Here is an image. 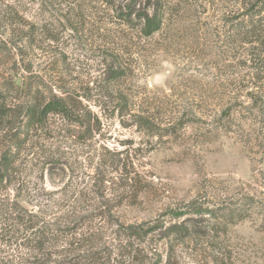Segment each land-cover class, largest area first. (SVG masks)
Returning <instances> with one entry per match:
<instances>
[{
	"label": "rangeland",
	"instance_id": "1",
	"mask_svg": "<svg viewBox=\"0 0 264 264\" xmlns=\"http://www.w3.org/2000/svg\"><path fill=\"white\" fill-rule=\"evenodd\" d=\"M127 1L0 0V264H264V0Z\"/></svg>",
	"mask_w": 264,
	"mask_h": 264
},
{
	"label": "trees",
	"instance_id": "2",
	"mask_svg": "<svg viewBox=\"0 0 264 264\" xmlns=\"http://www.w3.org/2000/svg\"><path fill=\"white\" fill-rule=\"evenodd\" d=\"M149 6V0H128L127 3L124 5V16L125 18L131 19V17H136L138 20L142 21V33L144 35H151L153 32L157 31L160 28L161 25V19L159 18L156 10H153V12L150 14L147 10V7ZM111 77L115 78L118 76V72L114 71L111 73ZM51 112H60L64 115H69L70 114V108L67 106V103H65L64 100L62 99H55V96L51 97V99L47 100L44 103H38V104H32L31 106L28 107L25 111V115H28V119H30V126H36L38 122L43 120V117L46 116L47 113ZM138 118L142 121V125H146L148 127L152 122V118L147 115H142L138 116ZM36 121L37 123H34ZM141 123V122H140ZM16 129L15 131H17ZM16 134V133H15ZM9 158L7 155H3L1 157L2 165L6 164L9 162ZM0 180H2V174L0 173ZM205 214V212H199ZM206 214H209V212H206ZM155 228L149 227L147 230H141V229H136L130 232L132 235H137V236H144L147 235L148 233L154 231ZM36 231V230H35ZM42 235V230H37L36 232L33 233V240L35 243L41 244L40 238ZM42 239V238H41ZM43 243V242H42ZM124 248L127 250L122 252L121 254L123 255V259L117 260L114 258L113 264H144V261L138 260L137 255L135 253V249H133V246H124ZM51 253H44L41 252L38 255H33V262L35 264H51L50 260V255ZM103 258V257H101ZM104 259V258H103ZM64 264L69 263L70 261L68 260H63ZM75 264V263H72ZM87 264H106L105 261L98 263L93 261L89 262Z\"/></svg>",
	"mask_w": 264,
	"mask_h": 264
}]
</instances>
